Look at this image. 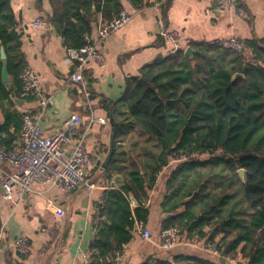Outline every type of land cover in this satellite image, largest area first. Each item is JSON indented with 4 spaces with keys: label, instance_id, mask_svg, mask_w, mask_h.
Segmentation results:
<instances>
[{
    "label": "trees",
    "instance_id": "16d2710c",
    "mask_svg": "<svg viewBox=\"0 0 264 264\" xmlns=\"http://www.w3.org/2000/svg\"><path fill=\"white\" fill-rule=\"evenodd\" d=\"M52 2L54 11L48 18L60 30L66 48L85 44L93 6L103 20L123 9L120 0ZM129 2L138 8L148 3ZM20 44L10 2L0 0V47L6 54L9 85L17 96L24 67ZM189 45L194 49L191 56L184 53ZM1 67L0 58V104L5 100L13 103L1 79ZM112 115L115 144L105 172L109 176L112 169L129 168L118 187L103 192L87 264H112L109 256L128 243L136 223L146 222L148 189L168 159L178 161L166 181L162 208L173 215L165 218L161 229L180 227L188 237L204 240L221 257L264 264L263 39L245 40L240 51L205 42L181 46L128 76ZM10 126L15 133L20 130V112L5 111L0 144L7 149L14 137L8 132ZM133 130L154 139V148L146 149L154 163L149 175L135 156L128 158L123 147ZM191 152L198 155L190 157ZM131 197L137 202L135 206ZM217 234L220 236L215 240ZM142 264L227 263L178 255Z\"/></svg>",
    "mask_w": 264,
    "mask_h": 264
},
{
    "label": "crops",
    "instance_id": "0c3cea01",
    "mask_svg": "<svg viewBox=\"0 0 264 264\" xmlns=\"http://www.w3.org/2000/svg\"><path fill=\"white\" fill-rule=\"evenodd\" d=\"M146 1V6L138 8L129 0H120L123 9L132 12L133 16L99 45V51L105 57L104 65L99 66L93 61L85 64L81 73L88 91V96H85L81 85L70 78L75 71V63L65 60L64 38L49 21L48 17L54 11L52 0H9L15 17V30L20 34L23 64L36 72L40 96L48 101L41 111L35 96L23 98L21 91L19 96L15 95L9 85V77V81L4 82L8 91L10 88L14 97L22 102H15L10 94L13 103L5 100L0 104V129L7 110L21 114L27 110L41 111L40 124L45 134H51L70 114L80 115L82 121L73 137L83 139L93 157L89 176L95 187L91 191L79 189L61 193L35 184L32 192L11 201L0 195V264H7L8 245L17 236L26 237L29 243V251L23 255L22 264H87L85 256L95 231V203L104 190L120 185L129 168L112 169L109 176L105 172L115 144V125L111 124L110 118L114 122L112 113L117 100L124 91L128 76L138 74L143 66L163 58L172 48L169 40L157 35L155 18L158 14H161L167 29L177 33L181 46L209 43L231 36L243 41L251 38L264 40V0H236L234 6H220L217 0H168L158 10L153 7L156 0ZM83 15L86 16V13L83 12ZM88 16L89 31L84 34L85 43L96 38L97 26L103 21L94 6ZM35 17L42 18L43 24L33 26ZM64 30L65 27L61 31ZM91 116L102 117L106 121L90 122ZM8 132L14 136L9 144L11 147L20 141L19 131L15 133L10 126ZM1 136L6 138L9 135L2 133ZM122 144L128 158L129 155L135 156L149 175L154 163L146 149L154 148V139L133 130ZM108 157V163L103 167ZM177 161L168 159V163L155 174V182L148 189L145 201L148 216L142 224L150 231V238H144L141 232L134 229L131 239L123 246L125 256L117 264L150 263L155 258L171 259L178 255L229 263L223 260L224 257L208 251L206 248L209 245L204 240H198L196 236L188 237L185 232L179 235L182 243L167 252L161 250L159 231L165 218L173 215L162 208L165 184ZM131 199V204L135 206L137 202ZM56 209H61L63 215L59 216ZM189 240H196L197 245L190 244ZM113 255L109 256L110 259Z\"/></svg>",
    "mask_w": 264,
    "mask_h": 264
},
{
    "label": "built area",
    "instance_id": "2783aa9c",
    "mask_svg": "<svg viewBox=\"0 0 264 264\" xmlns=\"http://www.w3.org/2000/svg\"><path fill=\"white\" fill-rule=\"evenodd\" d=\"M164 1L156 0L153 7L157 10L160 9V5ZM217 2L220 6L237 4L236 0H217ZM132 16V12L122 9L114 13L110 19L99 22L96 38L93 41H87L77 48H66L65 60L75 63V71L72 72L70 78L81 85L85 96H88V91L81 74L85 64L93 61L99 66L104 65L105 57L99 51V45L111 33L128 23ZM43 22L42 18L35 17L32 25L37 27ZM155 25L157 35L172 43V48L167 52V55L173 54L181 48L177 40V33L167 29L161 14L156 16ZM209 43L234 51H240L244 48V41L236 36L211 40ZM19 77L22 84L21 96L23 98L35 96L37 105L42 111L48 100L40 96L36 72L29 65H24ZM41 111H23L19 130L20 141L8 149L0 144V195L6 200L11 201L25 193L32 192V186L35 184L48 189L54 188L61 193L74 192L79 189L91 191L95 187V183L90 180L89 176L91 166L94 164L93 157L83 139L73 137L82 121L81 116L72 113L51 134H45L40 124ZM89 121L105 122L106 120L102 117L91 116ZM197 155L196 152L189 154L190 157ZM185 157L183 156V158ZM103 203L104 196L102 194L94 206V229L100 220L98 212ZM56 212L59 216L63 215L61 209H56ZM134 229L141 232L144 238L151 236L150 231L144 228L141 222L136 223ZM180 232V227L177 226L160 229L159 246L161 250L167 252L176 244L182 243L179 237ZM189 243L194 246L197 245L196 240H189ZM206 249L218 254L210 246ZM28 251L29 243L26 237L17 236L13 238L8 245L7 264H22V257ZM89 254L88 251L85 256L86 262ZM124 256L123 250L117 251L111 258L112 264H117ZM224 258L230 264L235 262Z\"/></svg>",
    "mask_w": 264,
    "mask_h": 264
},
{
    "label": "water",
    "instance_id": "95a60500",
    "mask_svg": "<svg viewBox=\"0 0 264 264\" xmlns=\"http://www.w3.org/2000/svg\"><path fill=\"white\" fill-rule=\"evenodd\" d=\"M193 52H194V49L192 47H190V46H187L185 48V50H184L185 55H188V56H191L193 54ZM0 57L2 59V69H1L2 80H3V82H8L9 81V76H8L7 67H6V61H5L6 55H5L3 47L0 48ZM238 75L239 74L237 73V74L234 75V77L238 76ZM9 91H10L11 96H13V99H14L15 102H17V103L22 102L21 99H19L17 97H14V93L11 92L10 88H9ZM110 122L114 126V122H113V118L112 117L110 118ZM0 126H1V122H0ZM114 130L115 129H113V133H114ZM113 133H112V135H113ZM112 145H113V139L111 141L110 154H111L112 149H113ZM110 154H109V157H110ZM109 157L107 158V160H106L105 164L103 165V167H105L107 165ZM237 172H238L240 178H243V169L239 168L237 170ZM234 264H248V263H247V261H244V260H235Z\"/></svg>",
    "mask_w": 264,
    "mask_h": 264
},
{
    "label": "rangeland",
    "instance_id": "374dc122",
    "mask_svg": "<svg viewBox=\"0 0 264 264\" xmlns=\"http://www.w3.org/2000/svg\"><path fill=\"white\" fill-rule=\"evenodd\" d=\"M219 236H220L219 234L215 235V238L214 239L217 240L219 238ZM223 260H225V258Z\"/></svg>",
    "mask_w": 264,
    "mask_h": 264
}]
</instances>
